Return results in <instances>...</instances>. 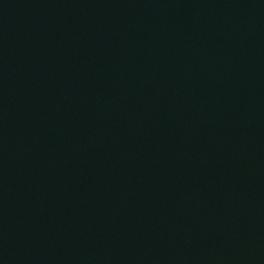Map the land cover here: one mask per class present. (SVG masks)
<instances>
[{
  "label": "water",
  "instance_id": "water-1",
  "mask_svg": "<svg viewBox=\"0 0 264 264\" xmlns=\"http://www.w3.org/2000/svg\"><path fill=\"white\" fill-rule=\"evenodd\" d=\"M0 264H264V0H0Z\"/></svg>",
  "mask_w": 264,
  "mask_h": 264
}]
</instances>
